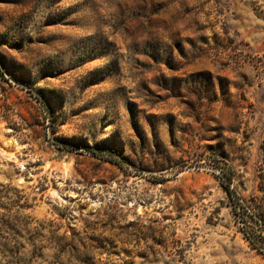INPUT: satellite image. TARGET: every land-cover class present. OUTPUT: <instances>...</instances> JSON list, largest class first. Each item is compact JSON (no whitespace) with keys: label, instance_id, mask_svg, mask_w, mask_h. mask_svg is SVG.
Here are the masks:
<instances>
[{"label":"rangeland","instance_id":"1","mask_svg":"<svg viewBox=\"0 0 264 264\" xmlns=\"http://www.w3.org/2000/svg\"><path fill=\"white\" fill-rule=\"evenodd\" d=\"M0 264H264V0H0Z\"/></svg>","mask_w":264,"mask_h":264},{"label":"trees","instance_id":"2","mask_svg":"<svg viewBox=\"0 0 264 264\" xmlns=\"http://www.w3.org/2000/svg\"><path fill=\"white\" fill-rule=\"evenodd\" d=\"M229 181L231 182V178H229ZM224 188L227 190V192L229 194H231V189H230L229 185H224Z\"/></svg>","mask_w":264,"mask_h":264}]
</instances>
